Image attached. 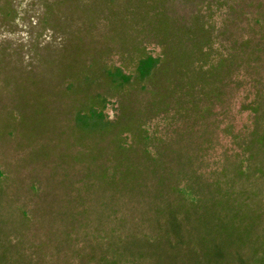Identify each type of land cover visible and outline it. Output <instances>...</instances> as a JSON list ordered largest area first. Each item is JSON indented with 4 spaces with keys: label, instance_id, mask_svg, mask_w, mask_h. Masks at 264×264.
I'll return each instance as SVG.
<instances>
[{
    "label": "rangeland",
    "instance_id": "obj_1",
    "mask_svg": "<svg viewBox=\"0 0 264 264\" xmlns=\"http://www.w3.org/2000/svg\"><path fill=\"white\" fill-rule=\"evenodd\" d=\"M148 54L161 63L140 80ZM117 68L128 84L111 81ZM263 133L264 0H0V264H192L182 251L170 260L164 244L160 256L123 242L124 230L160 229L155 178L171 205L175 183L203 187L218 212L202 213L220 215L230 240L237 204L256 216L259 258L264 176L237 169L264 167ZM192 134L207 141L196 165Z\"/></svg>",
    "mask_w": 264,
    "mask_h": 264
},
{
    "label": "trees",
    "instance_id": "obj_2",
    "mask_svg": "<svg viewBox=\"0 0 264 264\" xmlns=\"http://www.w3.org/2000/svg\"><path fill=\"white\" fill-rule=\"evenodd\" d=\"M192 60L194 62L193 58ZM160 63H161L160 57H155L150 54L141 57L137 64V73H138L139 79L145 80L148 77H150L153 74V72L157 68H159ZM215 66L216 64L211 62V64L207 66L209 68L203 69V70H208L207 72H204L206 73L205 75L212 74L214 72ZM189 73L194 74L195 71L185 72L184 74L187 75ZM108 74H109V78L111 79V81L114 84L116 83L118 85L128 84L131 79L130 75L123 72L120 68H117V70L115 71H108ZM195 75H198V74L196 73ZM179 85L182 86L181 83H179L178 86ZM193 88L195 87L193 86ZM188 91H192V89L190 88ZM198 91L199 93L201 92V95L204 96L205 98H210L212 100L213 99L219 100L221 96L219 92H216V88H212V90H210L211 92H207V90H204V88L200 87V90L198 89ZM213 93L214 95L210 97L209 95H212ZM216 93L218 95H216ZM187 94H190V92H188ZM193 105L195 106L198 104H193ZM166 111H169V110H166ZM196 111H198V109ZM202 113H204V110L203 112L199 113L200 115L198 114V116L202 117L203 115ZM191 136L195 137V139L192 142L195 145L192 148V151H194L195 153L189 155V157H192V158H187V161H188V165H192V164L196 165V159L192 155H196V157L198 154L200 155L201 152L204 150L205 144L207 141L204 140L203 136L198 135V134H192ZM259 137L261 138L260 140L261 144H263L264 143V133L261 134ZM154 160H155V157H154ZM158 162L161 163V160L156 159V163ZM157 170L160 173L161 177H164L163 171H161L160 169H157ZM194 170H195L194 175H196L195 182L197 183V187H199L202 185L201 181L204 180V178L202 174L199 178V174H197V170L196 169ZM237 174L244 175L247 178L253 177V176H264V167L255 166L254 168L253 167L250 168V167H246L243 163H241V166L239 167V169H237ZM168 177L169 175L164 178L165 182L167 181ZM154 180L157 186L156 188L157 194L155 198L158 200L163 199V202L166 205V207L163 209H168L165 212L163 211V209H158L157 211H155L156 217L159 218L158 222H159L160 229H158L157 231L151 234L148 233L149 235L146 234V236L144 234L143 238L140 237L139 234H135L133 232H129L128 230L127 231L124 230V233H125L123 235L124 244L131 245L135 241V244H140V245L147 244V246L154 245L157 247V251L155 252V254L160 253L161 246L162 244H164L165 248H167L166 251H168L170 254V258H171L170 260H176L174 255H178L179 253L177 254V252L182 251L184 254L185 253L187 254V259L189 260V262L187 263L229 264V261L231 260V256L229 257V259L227 257L229 256V253L231 251L230 245L233 242L235 243L234 245H232V246H235V248L233 249V254H232L233 256L232 262L234 264H264V252L262 253V256L259 258L255 257V255L253 256V254H256V251L258 248L256 245L253 246V243L249 241V238H250L249 233L251 232V229L254 226L256 216L254 215L251 216L249 214V211L247 210H245L244 212L239 210V204H237L236 205L237 207L234 209L235 211L233 210L234 214L232 217L239 224L238 229L240 230V232H235L234 240L233 239L230 240L228 238V235H229V232L227 231L228 228L223 227L221 222L219 223L220 218H221L220 215L216 216L218 219H216L215 221L217 222L212 223V221H210L207 218L209 216H206L204 213H202L201 210L208 211V210H211L212 208L214 212H218L217 211L218 209H214L217 206V201L214 198L209 199L211 205L209 204V202L207 203L204 202L207 199L202 198L203 195L200 194V193H203V187L194 189L192 184L189 183V181L186 180V178L183 180L184 185L180 187H178V185L175 186L176 184L175 183L173 187L171 186L170 189H167L171 195L175 194L176 196L174 199L173 205H171L170 202L166 200L167 196L166 197L163 196V194H161L160 192L159 186L163 184V181L159 182L156 178ZM227 191L225 192L226 194L225 198L227 195L230 196V198H232V193L230 192V190L228 192ZM210 193H212V190ZM166 194L168 195V193ZM250 194H252V197L249 195L246 196V199H249L247 201V204L249 206L247 208L248 210L253 209L252 207H250V205L252 202V198L256 196V192L250 191ZM226 202L227 201H221L219 203L221 204V208L223 210H226V207L228 209L230 206L228 203L226 205ZM261 212L259 216L261 215ZM161 218L164 219L162 222L160 220ZM165 231H168V232L166 233ZM205 232H207V235L211 234V238L209 240L207 239L208 240L207 244L217 243L215 247L210 248L209 246H207V244L205 245V238L202 237ZM173 235L175 236L174 239H173ZM239 240L243 243L240 242L241 244H239L238 243ZM220 246L223 247L222 254L220 252L216 253L217 248ZM173 251H176V253H174ZM213 252L216 258L217 256L220 257L219 260L217 259L218 261H214L210 257L211 256L210 254H212ZM161 254L162 253H160L159 255L161 256ZM206 259H207V262H206ZM125 261H126L125 264H128L130 263L131 260H129V258H126ZM131 262L132 263L130 264H146L147 263V262H142V261L136 262L134 260H132Z\"/></svg>",
    "mask_w": 264,
    "mask_h": 264
}]
</instances>
